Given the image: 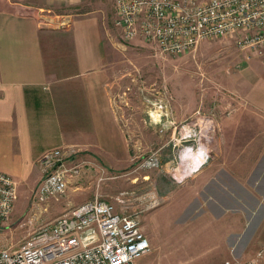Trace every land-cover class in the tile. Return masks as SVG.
Wrapping results in <instances>:
<instances>
[{"label": "crops", "instance_id": "obj_1", "mask_svg": "<svg viewBox=\"0 0 264 264\" xmlns=\"http://www.w3.org/2000/svg\"><path fill=\"white\" fill-rule=\"evenodd\" d=\"M111 10L115 16V0H0V172L29 189L38 188L37 162L49 150L74 148L111 166H120L129 154L109 91L116 73L110 57L115 48L127 44L110 25ZM59 20L66 27L59 26ZM240 62L244 72L231 76L236 104H224L222 113H229L218 121L225 138L219 134L217 144L202 143L190 173L183 159L188 153L180 154L183 167L173 175L179 185L205 175L199 194L207 213H225L223 237L228 241L225 252L230 254L239 247L245 214L225 211L214 195L226 196L240 207L247 195L264 209V57ZM234 140L240 150L236 170L228 168L233 154L226 157L227 144ZM248 158L251 161L245 165ZM162 162L169 172L172 161ZM227 182L236 186L237 193L229 190ZM68 192L66 198L76 202L62 206L60 215L84 202L85 198ZM160 196L167 199L165 192ZM209 201L216 202L215 210L207 207ZM141 229L147 234L144 221ZM247 239L235 253L238 258L248 257L245 250L264 240V211Z\"/></svg>", "mask_w": 264, "mask_h": 264}, {"label": "rangeland", "instance_id": "obj_2", "mask_svg": "<svg viewBox=\"0 0 264 264\" xmlns=\"http://www.w3.org/2000/svg\"><path fill=\"white\" fill-rule=\"evenodd\" d=\"M110 14V25L119 39L116 15L112 10ZM57 24L66 27L60 20ZM135 41L115 48L114 57H110L116 73L109 91L129 149L126 160L119 161L120 166H111L79 152L75 161L82 164L81 176L69 184L62 197L49 199L44 204L34 199L37 187L29 189L11 176L16 180L17 199L11 215L0 223V250L19 249L33 233L63 215L59 214L61 207L76 202L75 198H66L68 191H73L79 198H85L84 202L98 197L111 203L117 213L139 214L141 226L144 221L150 251L135 264H224L231 259L248 261L259 252L264 264L262 239L245 250L248 257L235 255L257 229L264 209L247 195L243 207L226 196L221 199L214 195V200L219 198L225 211L242 210L245 214L239 247L228 254L225 252L228 241L223 237L227 217L222 218L225 214L222 211L207 213L206 203L199 194L205 175L182 185L173 177L183 167L180 154L188 153L183 159L188 161L187 173H190L201 144H217L219 134L225 138L219 122L229 111L223 114L222 107L227 103L236 104L237 99L232 91L231 76L234 72H244L241 58L252 61L256 56L241 51L235 37L205 41L195 51L181 57L161 55L153 46ZM227 147L229 153L226 155L227 149L223 150L221 156L230 158V153L233 154L228 168L236 170L240 153L236 140ZM206 151L208 158L211 157V150ZM217 152L218 148L213 155ZM163 153H166L164 158ZM152 155H157L158 166L143 168L145 161L154 159ZM163 159L172 161L169 172L162 167ZM250 161L245 160V165ZM38 168L40 170L39 165ZM226 184L237 193L236 186L231 182ZM163 192L167 203L160 196ZM215 201H209L207 207L215 210Z\"/></svg>", "mask_w": 264, "mask_h": 264}, {"label": "built area", "instance_id": "obj_3", "mask_svg": "<svg viewBox=\"0 0 264 264\" xmlns=\"http://www.w3.org/2000/svg\"><path fill=\"white\" fill-rule=\"evenodd\" d=\"M115 10L123 43L139 40L161 55L181 57L205 41L235 37L241 51L264 57V0H115ZM78 153L58 148L40 157L38 204L62 197L81 176ZM152 156L143 168L158 166L157 155ZM16 185L0 172V223L12 213ZM149 251L139 216L118 214L95 197L41 227L19 249L0 250V264H135ZM261 258L259 252L248 261L224 264H261Z\"/></svg>", "mask_w": 264, "mask_h": 264}, {"label": "trees", "instance_id": "obj_4", "mask_svg": "<svg viewBox=\"0 0 264 264\" xmlns=\"http://www.w3.org/2000/svg\"><path fill=\"white\" fill-rule=\"evenodd\" d=\"M60 14H62V13H60ZM69 14H71V13H69Z\"/></svg>", "mask_w": 264, "mask_h": 264}]
</instances>
